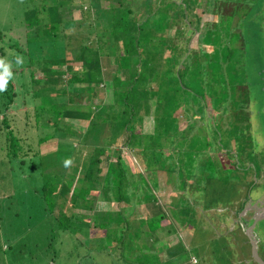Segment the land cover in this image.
Here are the masks:
<instances>
[{
    "label": "trees",
    "instance_id": "1",
    "mask_svg": "<svg viewBox=\"0 0 264 264\" xmlns=\"http://www.w3.org/2000/svg\"><path fill=\"white\" fill-rule=\"evenodd\" d=\"M214 1L217 0H207L210 6L206 7V10L217 11L215 6L221 10L226 7L227 3H221L223 7L220 4L214 5ZM151 2L152 0H143L146 8L142 10L140 6H136L137 0H43L41 9L39 7L24 9L22 25L24 30L27 27L29 32L26 30L22 37L25 39L31 31L37 32L48 37L45 42L32 40L27 47L20 43L17 36V44H21V47L16 46L17 53L11 55H6V47L0 45V59H4L5 62L17 63V56L23 58L22 65L19 67L13 65L11 72L30 68L31 83L28 92L32 98L38 100L32 107L24 108V117L20 119L17 115L9 116L6 113L11 111L10 105L16 96L15 82L9 80L7 90L0 92V107L5 106L0 121V152L3 153L5 150L2 156L0 154L2 173L0 191L5 193L3 190H6L5 194L8 197L16 199L20 193L31 191L38 193L46 211V215L43 216V218L46 216V220L44 219L42 224H49L48 233L44 235L48 247L56 249L55 244L59 242V239H55L57 235L61 236L60 244L63 243V246L66 239H71L74 264H86L91 258L87 252L91 249L82 244V241L87 240L85 237L91 226L97 227V231L100 230L99 236L106 241L96 249L101 252L105 250L104 255L119 244L124 252L125 242L138 239L149 245L147 247L144 245L146 248L137 246L130 260L126 258L124 252L122 254L126 259L124 263L139 261L141 264L148 256L153 255L158 259L161 257L171 260L167 249L159 250L153 246L159 240L157 231L167 230L171 233L176 230L177 221L189 225L190 208L192 205L197 207L198 204L190 203L188 188H200L199 183L203 182L200 180L196 185L197 180L193 176L197 170L203 169V167L196 169L197 164L205 165L199 154L206 152L204 150L209 146L215 148L218 146L214 137L208 140L206 133H202L206 136L202 144L190 142L188 132L183 135L189 126L190 130L193 128L191 121L195 117L199 118L196 114L202 115V112H205L206 103L200 101L195 103L186 96L192 89L181 81L180 70L183 65L177 70V75L173 71L177 64L182 63V57L176 55L181 47L174 44L168 34L158 35V28L161 25H153L150 19L160 10H167L170 6L169 1L165 4L159 3L156 7H151ZM180 2L182 8L175 9L176 17L184 16V7L190 4L189 0ZM180 5L177 4L178 7ZM76 10L82 14L78 21L73 18ZM166 13L168 20L172 16ZM214 19L217 20V17L214 16ZM227 21V27H230L231 20L228 18ZM220 24L217 20L211 35L213 44L222 47L218 32ZM32 33L29 35H33ZM3 35L0 32V40ZM239 37L237 35L236 40ZM163 41L169 49L166 57L162 56L163 47L160 43ZM170 46H175L177 50L175 54ZM61 48L64 52L60 51ZM223 48L221 53L217 50L214 56L209 54L203 56V61L196 64V71L201 74L191 77L190 80L193 83L206 82L205 84L210 85L209 93L214 104L221 105L222 114L228 112V116L232 118L230 124L236 122L232 129L225 127L224 124L223 127L217 126L219 142L225 143L227 147L229 141L227 142L225 137L230 136L231 140L249 139L252 145L254 142L251 135L241 133L238 135L237 131L239 132L243 121H249L246 104L255 81L250 77L249 71L237 67L236 47L226 45ZM227 48L233 56L227 55L228 60L223 61L221 58ZM67 52L77 53L72 56L74 60L80 62L79 67H74L67 59ZM186 52L187 47L184 49V53ZM154 57H160L163 61L160 59L159 64L157 59L153 60ZM25 58H28L27 63H24ZM108 58H111L114 67L110 70L107 80L108 68L104 62L108 63ZM203 72L207 73L208 80L204 78ZM245 74L248 79L247 85H241L242 81L239 80ZM106 81L110 83L113 102L96 110L90 109L89 103H94L91 100ZM257 84L262 87V80L257 78ZM237 91H240V95L236 98ZM82 93L88 94L89 103H74L75 96ZM153 99L155 116L151 119V130L141 131L144 117L152 113L150 101ZM71 103L74 107H70ZM177 113L191 120L186 121L187 126L184 129L180 128ZM74 120L88 122L83 134L71 126V121ZM211 121L214 124L213 117L209 124ZM38 122L43 127H49L51 133L40 135L36 129L39 126ZM54 138L58 139L59 147L65 146L69 152L59 151V147H56L53 150L54 156L47 159L46 153L39 148L41 144ZM80 144L86 148L82 157L76 152ZM124 149L129 150L134 158L139 160L138 166L134 164L132 168L123 166ZM189 150L195 152L196 156L188 153ZM225 153L232 161V153L227 151ZM66 160L70 161L67 167ZM76 160L79 161L78 165L74 164ZM261 160L264 162V157ZM53 164H60L61 167H53ZM207 164L211 165L209 168H213V162ZM14 165L19 167L21 175L26 173L18 185L10 176V172H14ZM160 171L169 174V179L175 184L173 187L175 191H182L181 195L178 194L168 204L160 201L162 198L157 177ZM209 179H205L204 187L210 184ZM217 181L218 185L213 186L215 190L220 184L229 188L225 189L227 192L233 190L234 185L230 182L229 176L219 178ZM210 197L217 196L211 194ZM99 200L105 205L98 206L96 202ZM112 204H116L117 207H111ZM141 204L152 205L150 216L129 219L122 212L123 207ZM218 204L219 202H214L199 206L210 209ZM69 206L72 208L70 214L66 212ZM168 213L170 217L173 216L170 219L174 225L169 221ZM92 216L94 219L97 218L98 223L91 224ZM72 218L87 220L89 224L87 226L72 224ZM162 220L164 221L161 222ZM45 229L46 227L41 225L40 233L44 234ZM145 237H149V242ZM245 238L248 239L247 236ZM109 240H112L110 246ZM182 243V239L178 238L177 244L186 251V246L184 247ZM245 244L250 247L249 239ZM247 246H241L242 251ZM178 253L179 250L174 251V254ZM95 255H98L97 252ZM106 256L115 262L112 256ZM95 258L98 261V258Z\"/></svg>",
    "mask_w": 264,
    "mask_h": 264
},
{
    "label": "rangeland",
    "instance_id": "2",
    "mask_svg": "<svg viewBox=\"0 0 264 264\" xmlns=\"http://www.w3.org/2000/svg\"><path fill=\"white\" fill-rule=\"evenodd\" d=\"M42 1L43 0H0V32L4 34L2 40H0V45L6 47V55L16 54L17 47H21V44H17V36L20 38V43L24 46L27 45V47L32 43V40L41 43L45 42V39L48 38L44 34H38L37 32L32 33V31L29 34L32 33L33 35L28 34L25 39L22 37L26 30L29 32L27 27L26 30H24V26L22 25L24 9H31L34 7H39L41 9ZM166 1H169V8H167V10L163 9V11L160 10L158 14L151 16L150 19L153 25H161V27L158 28V35H166L168 31L169 39H171L174 44L181 47L179 54L175 46H170L174 51L173 54L177 52L176 55L182 57V63L177 64L173 71L177 75V70L183 65V68L180 70L182 74L181 81L189 89H192L186 96L195 103H198V101L206 103V107L204 106L205 112H202V115L197 113L196 116L199 118L195 117L193 121L189 120L185 115L180 116L179 113H177L180 118V128L184 129V127L187 126L186 121H191V124L194 125L193 128L190 130L189 126L185 129L183 134L186 135V132L189 133L190 142L202 144L206 139V136L202 133H206L208 140L214 137L218 146H216V148L215 146H209L204 150L206 152L199 154V157L202 158L201 160L202 162L204 161L205 165L197 164L196 169L198 167H203V169L195 170L196 173L193 174V176H195L197 180L196 185L200 180L203 182L199 183L200 188H188V194L190 196L188 199L190 203L198 204L197 207L192 205L190 208L191 213L189 214V219H191V221L188 222L189 225L177 221L175 225L176 230L171 233H168L167 230L157 231L159 240L156 241L153 246L155 249L159 250L167 249V254L171 260L161 259V257L158 259L153 255L148 256V259L141 264H258L251 256V248L245 244L248 242V239L245 238V229L251 224L254 215V210L248 209V202H254L258 198L264 196V162L261 160V158L264 157V0H220V2L217 0L214 1V5L227 3L225 4L226 7L221 5L224 7L223 10L215 6L217 11L213 9L206 10V7L210 6L207 0H189L190 4L184 7L185 15H178L177 17L174 16V13L176 8H182V5H180L181 0H152L151 7H156L159 3L165 4ZM177 4L180 6L178 7ZM136 6H140L142 10L146 8L143 0H137ZM76 11L73 18L75 21H78L80 17H82V14L79 10ZM166 12L172 16L169 17L168 20H166ZM214 16L217 17L218 23H221V28L223 27V29L219 28L218 31L220 32L219 37L222 47L213 44V37L211 34L217 22ZM228 18L231 20L230 27H227ZM8 32L13 35H10ZM237 35L240 37L236 40ZM144 39L145 35L142 36V40ZM160 45L163 47L162 56L166 57L169 54V49L166 48V43L164 41L161 42ZM226 45H233L236 47L235 54L238 59L237 67L241 70L249 71L251 73L250 77L255 81L254 88L249 92V101H247L246 104V112L249 121H243L241 123L242 125L239 128V132L235 129L238 135L240 133L251 135V140L254 142L252 145L249 139L237 138L231 140L230 136L225 137L227 142L229 141L227 147L225 143L221 144V142H219L217 126L221 125L223 127L224 124L225 127L232 129L236 122L230 124L232 118L228 116V112L222 114V111H220L221 105L214 104L213 98L209 93L210 85L205 84L206 82L204 84L197 82L193 83L190 80L191 77L201 74L197 73L196 64L203 61V56L207 54L214 56L217 50L221 53V50H223V47ZM184 47H187L186 53H184ZM44 51H46V49H44ZM60 51L64 52V49L61 48ZM61 52H58V54L62 55ZM75 53L76 52H67L66 57L74 67H79L80 62L74 60L72 56L75 55ZM25 54H27V52ZM58 54L56 53L57 56H59ZM227 55H230V57L233 56V54L229 53L228 48L223 52V57L221 58L219 55V58L223 59V61H227ZM156 59L159 64L160 59L163 61L160 57L153 58V60ZM27 62L28 58H25L24 63ZM104 64L108 68L106 72V79L108 80L110 70L114 67L111 58H108V63L104 62ZM10 65V69L13 65L16 67L20 66V64L15 62H12ZM161 67L162 65L159 66V68ZM203 73L205 74L204 78L208 80L206 76L207 73ZM29 74L30 68H24L22 71L16 70L14 73L12 72V80L16 84V96L10 105L11 111L6 112L9 116L17 115L20 119L23 118L24 108H30L38 101L32 98L30 92H28L31 83ZM241 77L242 79L239 80L242 81L241 85H247L248 79L246 78V74ZM257 78L262 80V87H259L258 84L256 85ZM110 88V83L106 81L98 91V94L91 100L94 103L88 102V94L86 93L76 95L74 103H89V108L95 110L101 108L102 105L107 106V104L113 102ZM232 90L233 89H231V91ZM239 95L240 91H237L236 98ZM3 101L6 102L5 100ZM154 105L155 100L153 99L150 101L152 113L144 117L141 131L151 130V119L152 116H155L153 112ZM70 107H74V104L71 103ZM0 108L1 121L3 114L2 110L5 106L2 105ZM212 117L214 124L212 121L209 124V120H211ZM38 123L39 126L36 129L40 135L47 132L51 133L52 130L49 127H43L40 122ZM87 123L86 120H74L71 121V126L74 127L75 131L83 134L87 129ZM222 132L224 133V130H222ZM61 141L62 140H60V143H62ZM223 145L225 147H223ZM56 147H59V143L58 139L56 140L54 138L41 144L39 149L43 153H46L47 159H50L54 156L53 150ZM85 149L86 148L80 144L76 151L77 155L82 157ZM59 151L69 152L68 148L65 146H60ZM225 151L232 153V161L227 158L228 156H226L227 154ZM3 153L0 152L1 156ZM176 153L178 154V152ZM188 153L194 154V157L196 156L193 151L189 150ZM207 156L209 157L208 160L206 159ZM78 162L79 161L76 160L74 164L78 165ZM122 162L124 167L130 166L132 168L133 164L138 166L139 160L137 161L129 150L124 149ZM212 162L213 168H209L211 165L207 163ZM14 167V172H10V176L12 179L14 178V183L18 185V182L25 178L23 175L26 173H22L21 175L19 167L17 165H14ZM53 167H61V165L53 164ZM229 169L233 171L230 172ZM23 170L24 168L22 171ZM1 174L2 173H0V175ZM224 176H229L231 179L230 182L234 185L233 190H230V192L225 191V189L229 188L221 184L217 190L213 187L214 185H218L216 184L218 183L217 180ZM157 177L160 183L159 194L164 200L161 199V202L168 204L170 201L171 203V200L175 199L178 194H182L173 189L175 184L169 179L168 173L160 171ZM206 178H210L211 180L209 179L208 183L210 184L204 187ZM221 190L223 191L220 192ZM3 192L6 193L7 191L3 190ZM5 193H1L0 191V264H74L71 253V247L73 245L71 239H68L69 241L66 239L63 246V243L60 244L61 236L59 235V237H57V235L55 239H59V242L55 244L56 249L54 250L48 247L45 236L48 233L47 228L49 224L47 222V225L42 224L43 220H46V216L43 218V216L46 215V211L40 195L31 191L28 193H20L16 199L15 197H8ZM211 194H215L217 197L209 198ZM184 198L186 199V197ZM214 202H219V204L210 209L201 208V206L205 204L207 205L208 203ZM96 204L98 206L105 205V203L100 200L97 201ZM199 204L201 206H199ZM112 205L111 207H117L116 204ZM240 207H242L241 210ZM243 208H245V212L240 214ZM151 211L152 205L145 204L122 208V212L129 219L150 216ZM66 212L70 214L72 208L70 206L67 207ZM168 215L169 221L174 225L175 223L171 220L173 216L170 217L169 213ZM93 219V216L90 217L92 225L94 222L98 223L97 218ZM163 221L164 220L161 222ZM71 223L79 226H87L89 224L87 220H76L75 218H72ZM41 225L46 227L44 234L40 233ZM50 229L52 230V227ZM97 230V227L91 226L90 232L87 233L88 235L85 237L87 240H84L85 242L82 241L83 246H88L91 249L87 251L91 258L86 261V264H139V261H128L124 263L125 257H122V254L125 252L126 258L130 260L137 246L141 245L142 247H147L149 245L138 239H135L137 241L131 240L130 242H125L123 252L119 244L114 250L106 252V255L113 257L115 260L114 262L103 254L105 250H103V252L96 250L106 242L104 238L102 239L99 236L100 230ZM255 230L256 237L259 239L258 243L260 241L258 248L259 255L264 260V218L256 223ZM178 238L182 239V244L184 247L186 246V251L185 249L183 250L181 245L177 244ZM145 239L148 242L150 240L149 237H145ZM111 244L112 240H109L108 245L110 246ZM241 246L247 247L242 251ZM178 250L180 253L174 254V251ZM95 252H97L98 255H95ZM138 254L139 252L137 250V255ZM95 257L98 258V261H96Z\"/></svg>",
    "mask_w": 264,
    "mask_h": 264
},
{
    "label": "water",
    "instance_id": "3",
    "mask_svg": "<svg viewBox=\"0 0 264 264\" xmlns=\"http://www.w3.org/2000/svg\"><path fill=\"white\" fill-rule=\"evenodd\" d=\"M248 209L254 210V215L252 218L251 224L247 226L245 229V234L249 239L250 242V250H251V256L254 261H256L258 264H264V260L260 257L258 250H257V243L258 239L255 235L254 228L256 226V223L264 218V196L261 198H258L254 202H248ZM245 212V208L241 211L240 214Z\"/></svg>",
    "mask_w": 264,
    "mask_h": 264
},
{
    "label": "clouds",
    "instance_id": "4",
    "mask_svg": "<svg viewBox=\"0 0 264 264\" xmlns=\"http://www.w3.org/2000/svg\"><path fill=\"white\" fill-rule=\"evenodd\" d=\"M16 62H17V64L22 65L23 58L20 56H17ZM10 67H11L10 63H6L4 59H0V92L7 90V84L9 82V80L12 79V72L10 71ZM69 164H70V161L66 160L65 166L67 167ZM254 231H255V228H254ZM257 250H258V243H257ZM258 253H259V251H258Z\"/></svg>",
    "mask_w": 264,
    "mask_h": 264
},
{
    "label": "crops",
    "instance_id": "5",
    "mask_svg": "<svg viewBox=\"0 0 264 264\" xmlns=\"http://www.w3.org/2000/svg\"><path fill=\"white\" fill-rule=\"evenodd\" d=\"M168 34V33H167ZM169 36V35H168ZM180 192V191H179ZM182 192V191H181Z\"/></svg>",
    "mask_w": 264,
    "mask_h": 264
},
{
    "label": "flooded vegetation",
    "instance_id": "6",
    "mask_svg": "<svg viewBox=\"0 0 264 264\" xmlns=\"http://www.w3.org/2000/svg\"><path fill=\"white\" fill-rule=\"evenodd\" d=\"M253 211V210H252Z\"/></svg>",
    "mask_w": 264,
    "mask_h": 264
}]
</instances>
